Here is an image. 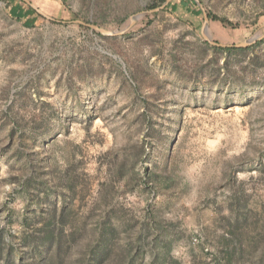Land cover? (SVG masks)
Wrapping results in <instances>:
<instances>
[{
  "label": "rangeland",
  "instance_id": "374dc122",
  "mask_svg": "<svg viewBox=\"0 0 264 264\" xmlns=\"http://www.w3.org/2000/svg\"><path fill=\"white\" fill-rule=\"evenodd\" d=\"M22 1L50 19L0 0V264H264V0H198L244 54L158 0Z\"/></svg>",
  "mask_w": 264,
  "mask_h": 264
},
{
  "label": "trees",
  "instance_id": "16d2710c",
  "mask_svg": "<svg viewBox=\"0 0 264 264\" xmlns=\"http://www.w3.org/2000/svg\"><path fill=\"white\" fill-rule=\"evenodd\" d=\"M5 1L8 5L10 16L13 19H15L16 21L22 22L23 24H26L27 22L31 21V24H33V20L37 17H40V15L34 9H32L29 5H27L22 0H5ZM60 1L64 4L66 0H60ZM164 2H165V0H158L157 3H154L151 6H149V10H153V9L160 7ZM178 6H182L186 12H188L189 14H192L194 16H201L202 15L200 9L198 8V6L196 5V3L193 0H180L178 4L171 2L165 7V11H169L171 13H174L177 11ZM207 16H208L209 20L217 21V22L221 23L222 25L230 26L232 28L236 27V25L232 24L231 22H229L225 18H219L216 16H212L210 14H208ZM257 44H259V43H257ZM204 45L206 48H209L211 50L226 52L228 54H230V53L244 54L247 51H249L250 49H252V47H249V48H247V47L246 48L211 47L206 42L204 43ZM141 150L144 152V149H141ZM123 165H125V164L122 162V164H120V167H123ZM120 167H119V169H120ZM146 178H145V181L147 180Z\"/></svg>",
  "mask_w": 264,
  "mask_h": 264
},
{
  "label": "water",
  "instance_id": "95a60500",
  "mask_svg": "<svg viewBox=\"0 0 264 264\" xmlns=\"http://www.w3.org/2000/svg\"><path fill=\"white\" fill-rule=\"evenodd\" d=\"M25 1V0H24ZM171 0H165V2L158 8L156 9H153V10H150L149 13H155L157 11H160L162 10L166 5H168V3L170 2ZM201 9V12H202V15H203V23L201 25V34L203 36V38L209 43L211 44L212 46L214 47H218V48H224L225 46L223 45H219L215 42H212L208 35H207V26H208V22H209V19H208V16L206 13H204L203 9L201 8V4L199 3L198 0H193ZM28 3V2H27ZM28 5L34 9L40 16L46 18V19H50L49 17L45 16L44 14H42L39 10H37L35 8L34 5L28 3ZM143 13H139V14H136V15H133L129 18V25L123 29L122 31H119V32H111V31H107V30H104V29H101V28H98L97 26L95 25H88V27L93 30V31H96L98 32L99 34L103 35V36H119L121 34H123L125 31H127L129 29V27L131 25H133L135 23V21L137 20V18L142 15ZM264 37V35H263ZM255 42V39H248V40H245L243 41L242 43L238 44V45H235V46H232V47H235V48H246L248 47L249 45H251L252 43Z\"/></svg>",
  "mask_w": 264,
  "mask_h": 264
}]
</instances>
